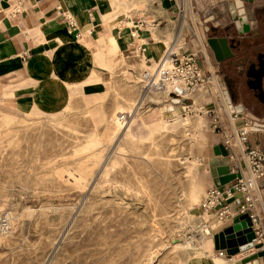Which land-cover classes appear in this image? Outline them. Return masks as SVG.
Segmentation results:
<instances>
[{
	"label": "rangeland",
	"instance_id": "1",
	"mask_svg": "<svg viewBox=\"0 0 264 264\" xmlns=\"http://www.w3.org/2000/svg\"><path fill=\"white\" fill-rule=\"evenodd\" d=\"M232 3L237 16H244L250 4L179 3L173 25L184 47L173 55L174 64L182 70L186 65L180 61L189 55L203 77L199 84L208 87L214 80L209 89L196 91L192 102L144 88L140 74L145 68L134 71L121 59L111 68L103 66L107 71L95 86L72 89L63 83L66 103L59 111L0 101V216L10 221L9 231L0 236V264H185L199 247L211 255L209 242L213 246L216 239L236 247L230 253L216 251L222 256L252 248L242 262L264 257V215L256 190L247 186L249 205L236 186L241 169L247 170L246 159L258 185L264 177V159L252 163L248 154L264 155V150L247 142L249 125L256 124L250 133L255 138L264 134V125L254 118L241 122L234 117L237 111L229 113L222 100L227 86L218 77L224 64L216 68L219 60L209 43L212 36L237 28ZM150 6L151 0L143 1L132 14L146 15ZM112 17L125 25L117 7ZM162 19L155 23L162 26ZM166 107L175 109L176 117ZM231 115L244 154L226 135L232 133ZM199 144L206 146L203 154ZM220 145L226 154L215 149ZM212 191L221 193L219 203L211 202ZM225 205L228 216L220 215ZM204 210L220 222L207 221ZM207 226L215 228L212 235H203Z\"/></svg>",
	"mask_w": 264,
	"mask_h": 264
},
{
	"label": "crops",
	"instance_id": "2",
	"mask_svg": "<svg viewBox=\"0 0 264 264\" xmlns=\"http://www.w3.org/2000/svg\"><path fill=\"white\" fill-rule=\"evenodd\" d=\"M17 1L20 9L13 10L15 0H0V101L6 106L27 109L35 104L46 112H56L66 103L63 83L72 89L95 86L103 81L102 74L107 71L103 66L111 68L116 60H123L134 71L154 68L167 50L173 47L172 51L179 54L184 47L173 25L178 21L179 3L183 0H151L152 7L146 15L132 14L146 0ZM122 2H126L127 15L123 14ZM245 2L250 3L243 10L248 28L240 32L235 26L233 33L225 30V34L211 38L227 39L230 56L216 61V68L224 64L218 77L227 86L232 105L242 106V111L234 117L241 118V122L254 118L264 125V0ZM115 7L122 11L125 25L117 17L110 18ZM159 17L164 18L159 20L164 22L162 26L155 23ZM115 50L118 53L112 56ZM235 61L239 66H230ZM222 100L228 107L223 94ZM167 109L174 117L178 114L171 107L164 111ZM134 122L138 120L131 123ZM141 122L138 124L145 127L144 121ZM192 125L195 131L196 124ZM234 126L237 128L236 121ZM248 136V145L252 146L254 141L264 150V134L260 138L250 133ZM205 147L199 148L200 154ZM259 185L263 194V203L259 205L264 215V177ZM207 227L212 235L215 228ZM212 244L209 242L211 255L199 247L185 264H244L242 257L253 252L251 248L231 256H219L215 242ZM259 261L264 264V257Z\"/></svg>",
	"mask_w": 264,
	"mask_h": 264
},
{
	"label": "bare ground",
	"instance_id": "3",
	"mask_svg": "<svg viewBox=\"0 0 264 264\" xmlns=\"http://www.w3.org/2000/svg\"><path fill=\"white\" fill-rule=\"evenodd\" d=\"M121 8L123 9V11H125V13H123V14L127 15V13H126L127 6H126L125 3H122ZM12 9L13 10L14 9L15 10L20 9L17 0H15V2L13 3ZM231 12L233 14V17L237 18V20H236L237 29L240 32H243L244 30H246L248 28V22L246 21V18L244 16H237L233 3L231 4ZM176 54H178V53L175 52V51L167 50L165 52V54L163 55V59L161 60V62H159L154 68L145 69L143 71L142 82L144 83V88H148L151 91H153L154 93H160V94H163V95H165V94L169 95L170 93H175L176 95L181 97L182 102H184V101L187 102V103L189 101L192 102V97L191 96L196 91H198L200 88H204L206 86L201 83L195 89L190 90L191 89L190 87H188L187 85L182 84V82L180 80L179 73L182 74L183 73L182 70L184 68H182V70H181V68L177 67L174 64V62H173L174 61V56L173 55H176ZM211 79H212L211 80V84L208 87H206L208 89L211 87V85L213 84V81H214L213 78H211ZM223 96H224V99H225L226 103L228 104V107H229L228 109H229V113L230 114L232 113V111H237V112L242 111L241 110L242 109L241 105L240 106H237V105L234 106V105L231 104L230 98H229V96H228V94L226 92H225V94L223 93ZM152 99L159 100V99H155V98H152ZM177 99H179V98H177ZM177 99H176V101L171 99L170 102L171 103H177ZM231 108H233L234 110H232ZM122 118H125V115H122ZM232 121H234V118L231 115V121H228V123H229L230 131L232 133L230 134V133L227 132L226 135L227 136L230 135V138H232L235 141L236 148H234V149L235 150L238 149V151H240V152H242L244 154L245 152H244V147H243V144H242V138L243 137H241L238 134L237 128H235L234 125H231ZM244 128L246 129V127H244ZM252 128L254 130H252ZM256 129H257L256 128V124H254L252 126L249 125V129H247L248 134L251 133V132H255ZM217 148L220 150L219 147H217ZM222 151L224 152L225 149L223 148ZM245 164H246L247 170L246 169H244V170L241 169V177H242L241 180L244 181V182H247V184L246 183L245 184L248 186L249 190H250V188L252 190L253 189L256 190L255 191L256 192L255 199L258 201L259 204L260 203L262 204L263 203V194H262L261 189H260V187H259V185L257 183L256 174H254L252 169H250L249 161L247 159L245 161ZM206 195H207V191H205L204 198L202 199L200 204H202L204 202V199L206 198ZM259 207H260V205H259ZM263 209H264V207H263ZM205 213L208 215L207 221L212 220V221H217L218 223L220 222L219 219H214L213 215L211 213H209V212H207L205 210L201 212L202 215H204ZM2 218L5 219V223H7V224L5 225V224L0 223V236H2L3 234L7 233L9 231V229H10L9 217L7 215L6 216L4 215ZM201 231H202L203 235H206V234L209 233L210 230H209L208 227H205V229L203 228ZM245 250H247V249H245ZM218 255L222 256V254H220V253ZM247 264H252V263L250 262V263H247Z\"/></svg>",
	"mask_w": 264,
	"mask_h": 264
},
{
	"label": "built area",
	"instance_id": "4",
	"mask_svg": "<svg viewBox=\"0 0 264 264\" xmlns=\"http://www.w3.org/2000/svg\"><path fill=\"white\" fill-rule=\"evenodd\" d=\"M191 59H192V57H190L188 55L186 57L185 61H180L181 64L183 62V64L186 65V66L184 65L185 66L184 67V70L185 71H183L182 74L179 73L180 80H181L182 84H185L188 87H194L197 84H199L200 82H202V80H203V77L201 76L200 69L196 65V62L193 63L192 61H190ZM174 63L176 64V61H174ZM177 67H179V66H177ZM248 154L250 155V157L253 160L252 163H255V162L258 163L261 159H264V155L262 154V152L261 153H258L257 151L250 150V151H248ZM256 166H257L258 169L255 172H259L260 168L258 167V165H256ZM259 173H261V172H259ZM259 175H261V174H259ZM236 186H237V188H240L241 191L244 192L245 197L243 196V198L246 201H249L247 204L253 205L252 198L249 196L248 191H247V185L240 179L239 183ZM228 194L230 195L231 192H229ZM210 196L212 197L211 202L214 203L215 201L217 202V200H219V198H221V193H219L218 191H212L211 194H210ZM243 206H244V204L240 206L241 207L240 210H242V211L244 210V207ZM223 213H224L225 216H228L230 214L229 213V208H228L227 205H225L223 207V210L221 211L220 215H222ZM2 217L3 216H0V223L6 225L7 223H5V219L2 218ZM254 220H255V218H254ZM219 253L220 254H223L222 252H219Z\"/></svg>",
	"mask_w": 264,
	"mask_h": 264
},
{
	"label": "water",
	"instance_id": "5",
	"mask_svg": "<svg viewBox=\"0 0 264 264\" xmlns=\"http://www.w3.org/2000/svg\"><path fill=\"white\" fill-rule=\"evenodd\" d=\"M209 43L212 46L214 53L218 60H222L224 57L230 56V50L227 45V39L226 38H210ZM221 150H223V147L220 145L218 146ZM220 151V150H218ZM226 154V151H224ZM250 263V261L244 262V264ZM252 264H260L259 259H255L252 261Z\"/></svg>",
	"mask_w": 264,
	"mask_h": 264
},
{
	"label": "trees",
	"instance_id": "6",
	"mask_svg": "<svg viewBox=\"0 0 264 264\" xmlns=\"http://www.w3.org/2000/svg\"><path fill=\"white\" fill-rule=\"evenodd\" d=\"M235 245H236V243H235ZM215 247H216L217 251H226L227 253L232 252L236 248V247L228 245V241L225 242L224 240H221V239L220 240L216 239Z\"/></svg>",
	"mask_w": 264,
	"mask_h": 264
}]
</instances>
